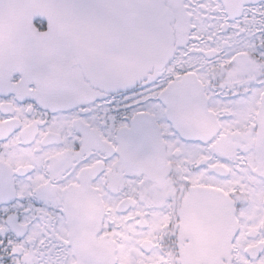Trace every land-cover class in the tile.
Here are the masks:
<instances>
[{
  "label": "snow or ice",
  "instance_id": "6c2138e0",
  "mask_svg": "<svg viewBox=\"0 0 264 264\" xmlns=\"http://www.w3.org/2000/svg\"><path fill=\"white\" fill-rule=\"evenodd\" d=\"M0 264H264V0H0Z\"/></svg>",
  "mask_w": 264,
  "mask_h": 264
}]
</instances>
